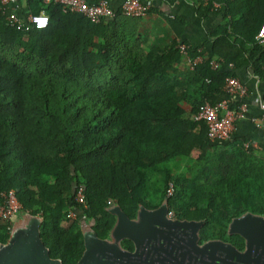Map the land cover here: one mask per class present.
I'll use <instances>...</instances> for the list:
<instances>
[{
  "label": "trees",
  "instance_id": "16d2710c",
  "mask_svg": "<svg viewBox=\"0 0 264 264\" xmlns=\"http://www.w3.org/2000/svg\"><path fill=\"white\" fill-rule=\"evenodd\" d=\"M192 1L199 17L219 15L214 46H223L178 75L184 55L177 40L140 46L131 27L145 17L94 23L60 4L27 0L32 13L52 20L17 29L0 5V206L14 190L23 210L41 215V239L61 264H75L84 249L70 210L93 219L104 237L114 221L107 200L130 212L142 199L166 195L168 182L170 208L204 219L206 238L220 237L241 214L264 216V149L245 137L210 141L206 125L192 118L204 101L224 94L226 77H238L240 67L264 78V46L255 39L264 0ZM212 58L220 67L211 68ZM79 185L86 207L74 199ZM9 230L0 218V242Z\"/></svg>",
  "mask_w": 264,
  "mask_h": 264
},
{
  "label": "flooded vegetation",
  "instance_id": "af4514ba",
  "mask_svg": "<svg viewBox=\"0 0 264 264\" xmlns=\"http://www.w3.org/2000/svg\"><path fill=\"white\" fill-rule=\"evenodd\" d=\"M120 208L129 221L135 223L134 238L127 235L131 232L125 228L127 236L106 248L103 264H264V256L254 253L255 249L247 245V238L237 229L229 228L230 222L243 214L234 217L220 237L206 238L207 232L201 230L205 220L175 212L170 215L169 198L162 193L158 198L142 199L130 212ZM112 216L111 229L116 222V217ZM77 219L80 228H87L93 221L86 215H78ZM190 221L202 224L194 230L187 224ZM111 229L100 238L112 241ZM209 241H219L224 246H206Z\"/></svg>",
  "mask_w": 264,
  "mask_h": 264
},
{
  "label": "built area",
  "instance_id": "2783aa9c",
  "mask_svg": "<svg viewBox=\"0 0 264 264\" xmlns=\"http://www.w3.org/2000/svg\"><path fill=\"white\" fill-rule=\"evenodd\" d=\"M27 0H0L3 13L7 23L17 29L29 28H45L51 22V17L44 11L32 13L25 8ZM114 0H97L90 3L87 0H41L42 5L50 3L60 4L64 10H68L78 17L88 18L94 23L108 21L115 18L118 14L128 17H146L152 0H122L119 7L113 6ZM203 2H211L213 7H219V4L211 0H203ZM256 41L264 46V24L259 33L255 36ZM176 48L181 54L187 57L190 68H193L198 63L204 60L203 51L197 48L198 54L194 57L189 55L190 46L182 40H177ZM221 59L212 58L209 60V65L212 69L220 67ZM229 67H233L230 63ZM224 94L214 103L204 101L193 114V120L202 122L206 125V137L210 141H227L232 139L237 125L244 120L249 114L247 98L249 97V87L239 80L238 77L228 76L225 79L223 86ZM250 120L264 127V112L259 115L250 117ZM248 143L245 144L247 146ZM174 193V185L168 182L166 188V196L170 197ZM4 201L0 206V218L9 223V229L14 217L23 210L22 204L17 199L14 190H9L3 194ZM74 199L77 203L87 206L84 187L79 185L74 191ZM111 204L107 200V205ZM170 215L174 214L171 209ZM84 215L79 210H70V217Z\"/></svg>",
  "mask_w": 264,
  "mask_h": 264
},
{
  "label": "crops",
  "instance_id": "0c3cea01",
  "mask_svg": "<svg viewBox=\"0 0 264 264\" xmlns=\"http://www.w3.org/2000/svg\"><path fill=\"white\" fill-rule=\"evenodd\" d=\"M90 3L97 0H87ZM152 9L147 17L141 19L139 24L131 27L140 36V46L144 50L152 47L163 48L176 40H182L192 47L200 48L203 53L215 55L223 44L214 46V30L221 22L219 15L210 12L206 18L197 15L195 4L192 0H152ZM122 0H114L113 6L119 7ZM27 7V2L25 3ZM168 19L173 20L172 23ZM176 75L189 70L187 57H182L176 64ZM240 81L248 85L249 107L248 116L242 120L233 134L235 137H245L255 147L264 149V127L250 120L251 116L264 112V78L257 76L252 67L242 66L237 70ZM187 116L191 115L190 106L182 103Z\"/></svg>",
  "mask_w": 264,
  "mask_h": 264
},
{
  "label": "water",
  "instance_id": "95a60500",
  "mask_svg": "<svg viewBox=\"0 0 264 264\" xmlns=\"http://www.w3.org/2000/svg\"><path fill=\"white\" fill-rule=\"evenodd\" d=\"M106 210L116 217V222L111 229L113 240L98 237L92 228V223L87 228L81 226L84 250L76 264H103L104 252L108 246L116 245L120 238L127 235L134 238L135 223L129 221L120 206L109 205ZM42 220L41 215L31 214L25 210L20 211L13 218L8 239L6 242H0V264H61L59 259L50 256L48 247L41 239ZM187 224L192 229L198 230L202 222L190 221ZM125 228L130 229L131 234L125 235ZM229 228L240 231L247 238V245L255 249L254 253L264 256V216L250 212L244 213L241 217L234 218ZM205 245L223 244L219 241H209Z\"/></svg>",
  "mask_w": 264,
  "mask_h": 264
},
{
  "label": "rangeland",
  "instance_id": "374dc122",
  "mask_svg": "<svg viewBox=\"0 0 264 264\" xmlns=\"http://www.w3.org/2000/svg\"><path fill=\"white\" fill-rule=\"evenodd\" d=\"M194 156H196V154H195V153H194ZM161 193H162V192H161ZM161 193H160V194H161Z\"/></svg>",
  "mask_w": 264,
  "mask_h": 264
}]
</instances>
